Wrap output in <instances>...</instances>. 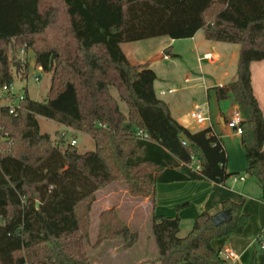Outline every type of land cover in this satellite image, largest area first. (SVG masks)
<instances>
[{"label":"trees","instance_id":"obj_1","mask_svg":"<svg viewBox=\"0 0 264 264\" xmlns=\"http://www.w3.org/2000/svg\"><path fill=\"white\" fill-rule=\"evenodd\" d=\"M200 31L207 41L239 46L236 82L214 91L242 115L246 173L257 180L264 203V116L251 84V64L264 60V0H0V95L14 83V44L27 45L36 65L51 74L44 101L25 92L13 113L0 106V264H91L92 207L113 183L151 200L158 258L146 264H226L213 243L244 233L250 218L244 203L224 201L221 211L231 219L220 226L200 213L184 238L178 216L154 213L159 184L224 185L234 177L226 150L211 128L183 127L155 93V71L132 65L121 49ZM38 117L90 136L95 150L81 154L65 146L64 134L53 141L41 133ZM97 234V247L120 241L130 250L139 241L116 208L100 214Z\"/></svg>","mask_w":264,"mask_h":264},{"label":"crops","instance_id":"obj_2","mask_svg":"<svg viewBox=\"0 0 264 264\" xmlns=\"http://www.w3.org/2000/svg\"><path fill=\"white\" fill-rule=\"evenodd\" d=\"M175 41L176 40H172L169 37H159L134 43L122 44L121 49L132 65L140 66L149 64L151 68L152 65L157 61H162L171 57L168 55L166 50L170 49L173 54L172 50L174 49ZM186 41L192 42V50L197 54L199 62L206 61L203 60V58L207 54H213V56L215 57L214 60L220 61L221 64L224 63L227 55H231L233 61H238V45L207 41L203 31L198 32L195 37L191 39H186ZM154 58H156L157 60L153 61ZM154 71L157 75V81L154 84L155 93L161 100L167 103L172 116L183 127H185L192 133L211 128L214 134H216L220 138L228 156V144L230 139L237 138L240 141V136L234 134L228 127V122L232 119L235 111L237 110V106L231 100L218 101L214 89L236 82L237 70H214L212 76L208 79L205 77L202 71L201 73H198V70L188 68V70H185V75L183 76L184 83L189 85L187 86V88L178 89L168 82L165 84V86L160 87L158 91L156 89V86L159 80V76L157 71ZM187 78L190 80V83H186ZM206 79H208V83ZM251 84L258 105L264 116V60L251 64ZM196 89H203V91H205L204 99H197L192 101L187 108L185 101H182V95H178V93ZM169 90H172L173 92L169 93ZM163 91L166 92L164 95L161 94ZM195 106L201 107L204 111L205 116L209 119L205 123V125H198L191 119L190 113ZM62 128L64 127L62 126ZM64 130L66 132L72 133L74 135L73 138H76L75 135L78 132H73L65 128ZM78 134L86 138L90 137L83 133ZM227 171L229 173H233L228 169V163ZM238 182L242 184L246 183L247 177L244 181ZM260 191L261 194L260 196H258L259 199L262 196L261 188ZM112 199H115V204L118 205L114 206H117L122 214L123 211L126 214L127 219L125 220L127 221L130 229L132 225L136 224L138 221L143 220L142 222H140V224L146 223L147 221L151 222L153 211L151 200L133 198L127 193L126 190L121 191L119 195H116L114 191L104 194L101 204L97 205L95 202L93 204V207H98V213L100 215L102 212L107 211L111 209V207H113V205L110 204ZM228 199L237 203H241L242 200L246 202V199H239L236 197V192L231 189L228 181L224 185L209 182H177L170 184H159L156 191V205L154 207V213L156 215L172 218L179 216L180 227L184 223V220H186L187 224L190 226L191 231L194 220L200 213L208 212L211 216H213L221 212L222 203ZM257 201L258 205L263 208L264 203L259 202L258 199ZM184 204H188L189 207L181 213L177 214V207ZM261 223L263 224L264 221H261ZM251 226L252 224L246 228L243 235L230 236L220 241H216L213 243V247L219 250L223 248H231L235 250L240 256V260L236 264L242 263L243 254L246 253V251L250 250L252 247H256V254L263 253L264 250H262L257 243V239L259 236L256 237L260 226L258 227L257 225L255 230H253L252 234L254 237L252 236L250 231ZM190 231H185L182 233V231L180 230L179 237H186L190 233ZM250 235L253 237V240L247 241L248 236ZM152 254H154L152 255V257H146L135 264H146V262L148 261L156 260L158 258V250L156 251V253ZM226 264L232 263L227 262Z\"/></svg>","mask_w":264,"mask_h":264},{"label":"rangeland","instance_id":"obj_3","mask_svg":"<svg viewBox=\"0 0 264 264\" xmlns=\"http://www.w3.org/2000/svg\"><path fill=\"white\" fill-rule=\"evenodd\" d=\"M174 43L172 56L162 61H157L151 67L153 70L157 71L159 76L156 86L157 91L160 87L165 86V84L168 82L178 89L187 88L189 85L184 83L183 76L185 75V70H188V68L198 70V73H201L202 71L205 77L208 79L212 76L214 70H237L238 61H233L231 55L226 56L224 63L222 62L223 64H221L218 60H213V62H199L197 54L192 50V42L186 40H177ZM9 60L13 64L11 68L14 74V83L12 85V95L14 96H11L10 94V97H7L5 98V101H2V104L5 105L16 103L25 92H27L29 97L35 101H44L50 88L51 74L44 73L42 69L36 65L33 51L27 45L21 46L14 44L12 45L9 53ZM155 60L157 59L154 58L153 61ZM25 72L27 73V76L24 77L23 74ZM208 79H206L207 83ZM113 94L115 97H117V99H119L115 91H113ZM179 94L182 95V101H185L188 108L192 101L197 99L203 100L205 91H203V89H196L192 91H182L181 93H178V95ZM119 103L121 110L126 112V104L120 100ZM37 119L41 133L49 134L53 141H59L61 134L66 135L64 141L65 146L70 145L74 140L72 137L73 134L66 132L64 128H62V126L58 123L47 120L43 117H38ZM75 136V147L79 153L83 154L87 151H93L95 149L94 141L90 137L86 138L82 135H79L78 133ZM228 148V169L235 173V176L247 177V182L244 184L234 181L233 177L228 180V184L231 189L236 192L237 198L246 199V202L242 200L241 203H244V210L250 215L247 227L252 224L250 228L251 234L258 225L260 228L256 237L263 234L264 238V223H261V221H264V207L262 208L259 206L257 201L258 199L259 202L263 203L261 197L260 199L258 198V196L261 194V191L256 179L246 173L247 162L245 150L241 145V141H239L237 138L230 139ZM123 190L126 189L124 185L120 183L110 184L97 194L95 202L97 205H99L103 200L104 194L114 191L116 195H119ZM115 203V199H112L110 204L113 205V207H111V209L116 208L119 210L121 217H124V221L127 222L125 220L127 219L126 214L124 211L122 214L120 209L117 207L118 205ZM188 207L183 208L179 212L177 211V214L186 210ZM98 211L99 210L97 206L93 207L91 216L92 223L90 242L89 245H87V256L91 264H135L146 257H152V255H154L152 253H156L157 247L151 232V222L147 221L146 223L140 224V222L143 220L138 221L131 227V229H133L135 232H138L140 236L138 243L132 249L126 250L124 248V244L120 241H106L97 247L95 244L98 235L97 229L100 216ZM181 231L182 233L185 231H190V226L187 224L186 220H184V223L181 226ZM252 236H248L247 241H252L254 237ZM255 248L252 247L243 254L241 264H264V252L256 254Z\"/></svg>","mask_w":264,"mask_h":264},{"label":"built area","instance_id":"obj_4","mask_svg":"<svg viewBox=\"0 0 264 264\" xmlns=\"http://www.w3.org/2000/svg\"><path fill=\"white\" fill-rule=\"evenodd\" d=\"M215 59V57L213 56V54H207L204 56L203 60L206 61H213ZM186 83H190V80L187 78L186 79ZM11 91V96L12 95V88H8V87H4L2 94L0 95V106H9L11 108L10 113H13V109H14V104H2V101H5V94L7 92ZM169 93L173 92L172 90L168 91ZM166 92H162L161 94L164 95ZM4 95V96H3ZM23 96H21L20 98H22ZM19 98V99H20ZM18 101V100H17ZM190 117L193 121H195L198 125H205V123L209 120L205 114L204 111L201 107L199 106H195L194 109L191 111L190 113ZM241 120H242V115L240 113V111L237 109L232 117V119L228 122V127L229 129L236 135H241L242 134V128H241ZM71 144L73 146L76 145V140L74 139ZM234 181H244L246 179V176H234ZM264 239V238H263ZM262 238H260V240L263 242L261 245V249L264 250V240ZM220 256L221 258L226 261V262H231L232 264H236L237 262H239L240 260V256L239 254L231 249V248H223L220 250Z\"/></svg>","mask_w":264,"mask_h":264},{"label":"water","instance_id":"obj_5","mask_svg":"<svg viewBox=\"0 0 264 264\" xmlns=\"http://www.w3.org/2000/svg\"><path fill=\"white\" fill-rule=\"evenodd\" d=\"M181 139L183 141H188L187 137L185 135L181 136ZM231 219L230 217V211H221L213 216H211V220L214 226H220L224 224L226 221H229Z\"/></svg>","mask_w":264,"mask_h":264}]
</instances>
